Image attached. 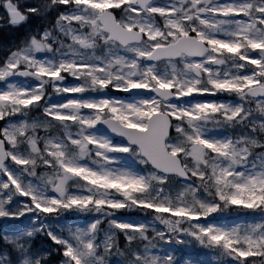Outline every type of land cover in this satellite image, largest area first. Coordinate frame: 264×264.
I'll list each match as a JSON object with an SVG mask.
<instances>
[{
  "label": "snow or ice",
  "instance_id": "6c2138e0",
  "mask_svg": "<svg viewBox=\"0 0 264 264\" xmlns=\"http://www.w3.org/2000/svg\"><path fill=\"white\" fill-rule=\"evenodd\" d=\"M0 9V264H264V0Z\"/></svg>",
  "mask_w": 264,
  "mask_h": 264
},
{
  "label": "trees",
  "instance_id": "16d2710c",
  "mask_svg": "<svg viewBox=\"0 0 264 264\" xmlns=\"http://www.w3.org/2000/svg\"><path fill=\"white\" fill-rule=\"evenodd\" d=\"M12 28L5 26L4 21H0V43L5 44L9 38Z\"/></svg>",
  "mask_w": 264,
  "mask_h": 264
},
{
  "label": "rangeland",
  "instance_id": "374dc122",
  "mask_svg": "<svg viewBox=\"0 0 264 264\" xmlns=\"http://www.w3.org/2000/svg\"><path fill=\"white\" fill-rule=\"evenodd\" d=\"M11 37H12V36H11ZM16 39H17V36H15L14 38L12 37V40H11V42H10V43H8V46H9L10 44H12V43L16 42Z\"/></svg>",
  "mask_w": 264,
  "mask_h": 264
}]
</instances>
